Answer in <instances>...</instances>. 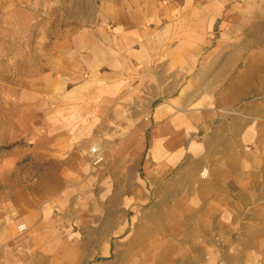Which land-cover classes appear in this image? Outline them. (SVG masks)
Listing matches in <instances>:
<instances>
[{
    "label": "rangeland",
    "instance_id": "374dc122",
    "mask_svg": "<svg viewBox=\"0 0 264 264\" xmlns=\"http://www.w3.org/2000/svg\"><path fill=\"white\" fill-rule=\"evenodd\" d=\"M144 77L148 88L173 83L175 111L194 122V143L242 119L247 150L263 148L264 0H0V240L60 219L74 232L60 248L66 264L172 263L163 259L179 252L156 251L138 235L129 243L124 233L110 236L111 255L86 243L106 222L104 205L86 203L95 167L106 161L97 143L107 125L97 132V124L113 97L126 119V85ZM252 126L263 139L251 140ZM68 136L90 138L89 153L62 152ZM94 146L104 156L97 164ZM213 238L209 264H224L222 237ZM261 247L254 264H264ZM230 248L227 264H238ZM6 256L0 248L1 264H10Z\"/></svg>",
    "mask_w": 264,
    "mask_h": 264
},
{
    "label": "crops",
    "instance_id": "0c3cea01",
    "mask_svg": "<svg viewBox=\"0 0 264 264\" xmlns=\"http://www.w3.org/2000/svg\"><path fill=\"white\" fill-rule=\"evenodd\" d=\"M131 58L126 52V60ZM157 85L148 88L146 77L138 85H126V119L116 112L121 102L113 97L107 103L108 115L102 117L101 126L97 124V132L107 125L108 135L97 143L105 150L106 161L95 167L96 175L89 183L96 188L89 190L86 203L95 209L104 205L106 222L101 230L92 229L86 243L89 248L95 245L96 254L111 255L114 240L110 236L124 233L129 243L131 235H138L153 242L156 251L168 246L179 252H171L164 262L209 264L207 252L213 237L220 236L224 244L220 262L227 264V252L235 246L236 254L229 255V260L254 264L260 245L264 246L263 239L260 243L264 237V141L263 148L247 150L242 119H235L234 129L210 131L201 145L194 143V122L175 111L173 83ZM262 134L257 126L251 127V140ZM65 141L62 152L74 156L89 153L92 143L85 137L68 136ZM68 186L75 187V180ZM140 207L138 216L135 211ZM92 217L98 219V212ZM59 222L53 219L46 227L0 240L10 264H35L33 257L39 264H66L61 262L60 248L67 234L74 232L61 228ZM201 237L208 243L201 242ZM24 248L25 260L19 254Z\"/></svg>",
    "mask_w": 264,
    "mask_h": 264
},
{
    "label": "built area",
    "instance_id": "2783aa9c",
    "mask_svg": "<svg viewBox=\"0 0 264 264\" xmlns=\"http://www.w3.org/2000/svg\"><path fill=\"white\" fill-rule=\"evenodd\" d=\"M91 152L93 154V162L95 164L100 163L101 161H103L104 156L102 155V151L100 147L94 146L91 149Z\"/></svg>",
    "mask_w": 264,
    "mask_h": 264
},
{
    "label": "bare ground",
    "instance_id": "6f19581e",
    "mask_svg": "<svg viewBox=\"0 0 264 264\" xmlns=\"http://www.w3.org/2000/svg\"><path fill=\"white\" fill-rule=\"evenodd\" d=\"M97 147H99V146H97ZM93 148V147H92Z\"/></svg>",
    "mask_w": 264,
    "mask_h": 264
}]
</instances>
